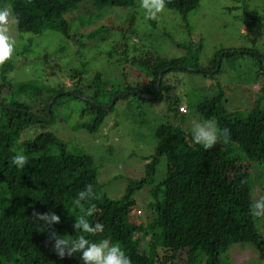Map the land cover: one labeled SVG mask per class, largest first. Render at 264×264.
Wrapping results in <instances>:
<instances>
[{"label": "trees", "instance_id": "16d2710c", "mask_svg": "<svg viewBox=\"0 0 264 264\" xmlns=\"http://www.w3.org/2000/svg\"><path fill=\"white\" fill-rule=\"evenodd\" d=\"M200 1L166 0V7L187 20ZM137 5L136 0H0V9L9 7L19 18L16 27L20 33L32 35L54 30L72 38L67 16L75 14L77 17L81 11L88 13V36L99 37L102 41L111 38L115 32L121 33L115 48L125 55L126 62L140 66L138 76H146L143 82H126L124 89H120L108 87L102 81V72L98 71L92 81L80 86L84 71L71 68L68 74H64L72 80L67 89L45 88L29 80L21 88L22 97L28 99L18 96L6 102L2 95L9 92L2 91L6 83L12 81L8 74L14 65L10 61L2 65L0 264H83L80 253L59 257L53 250L54 241L49 240V232L38 231L39 224L33 218V212L49 211L60 217V222L52 226L57 234L69 239L83 235L92 243L109 239L124 250L132 264H226L228 257L225 254L233 243L251 244L264 259V226L260 227L261 218H254L250 212L255 201L254 190L264 173V109L261 108L264 86L244 122L237 120L232 124L223 88L196 105L203 119L214 120L219 128L230 129L224 146L215 145L205 150L202 145L194 143L191 131L180 124H160L155 133V152L146 157L143 175L130 178L120 198H111L103 192L93 155L69 151L67 143L54 131L43 130L20 141L24 130L36 123L46 125L54 120L59 101L67 95L65 91L71 93L67 95L69 97L86 95L94 100L84 99L86 104L80 110L81 117L90 116V120L81 123L89 131L97 130L103 123L112 110H106L104 106L109 105L120 91H140L153 97L140 95L145 101L168 100L169 111L183 114L179 109L182 102L177 95L171 94L173 87L167 75L179 69L203 72L199 69L200 47L191 40L187 45L178 44L186 50V55L181 57H161L146 49L138 55L142 48L128 44L126 36L128 28H132L129 20H134L135 14L125 24L116 26L101 19L104 13L100 18L97 15L108 6L126 9ZM245 12L254 20L261 18L257 9L246 8ZM189 30L192 32L191 28ZM79 36H82L80 31L72 38L76 44ZM30 38L32 36L25 45L27 49L33 44L29 43ZM25 46L20 53H24ZM84 46L79 44L78 48ZM132 48H135V54L131 56ZM253 51L222 48L205 67L212 73L204 72L218 74L225 57L249 55L258 61V74H264V54ZM49 61V58L45 59V62ZM58 67L57 63L49 74L56 75ZM168 67L171 68L165 70ZM161 70L165 71L161 78L162 97L158 99L157 82ZM56 95L49 111V102ZM36 97L40 98L39 102ZM249 120L254 122V129L247 127ZM18 154L29 157L23 168L12 163V157ZM163 156L167 159L166 173L158 180L157 167ZM87 185H91L92 193L77 203L78 193ZM146 186L151 197L147 207L152 215L148 221L141 222L135 216V212L138 213L136 193ZM82 217L90 225H103V231L85 233L74 230L75 221Z\"/></svg>", "mask_w": 264, "mask_h": 264}, {"label": "rangeland", "instance_id": "374dc122", "mask_svg": "<svg viewBox=\"0 0 264 264\" xmlns=\"http://www.w3.org/2000/svg\"><path fill=\"white\" fill-rule=\"evenodd\" d=\"M136 1V7L125 9L108 6L97 15L100 18L104 13L101 19L111 21L116 26L125 24L135 14L136 18L129 20L133 29L128 28L126 36L128 44L142 48L138 55L146 49L161 57H181L186 55V50L178 44L187 45L189 41H195V45L200 47L199 69L203 72L179 69L172 70L167 75L173 87L170 93L179 97L187 112L176 114L169 111L168 100L145 101L140 95L130 94L129 98L122 96L117 100L97 130L89 131L81 126L83 121L90 120L89 115L81 117L80 114L86 101L69 97L67 95L71 93L65 91L67 95L59 101L54 120L46 125L34 124L23 131L20 139L22 141L43 130H50L67 143L69 151L90 153L99 172L102 190L111 198H120L128 180L143 175L146 157L155 152V133L160 124L172 122L191 131L193 121L205 120L196 105L204 98L217 94L220 88L225 91L232 124H236L237 120L244 122L264 86V74H258V61L249 55L225 57L218 74L204 72L211 71L205 67L209 66L222 48H234L239 52L248 48L255 50L253 52L257 54H264V0H201L198 8L188 14L187 20L168 7L157 13L155 19H148L146 10L141 7V0ZM246 8L257 9L261 18L254 20L247 17ZM77 15L67 16L72 38L79 31L82 34L77 44L61 31L47 30L42 35H32L20 33L17 27L14 28L12 35L17 43L13 57L8 60L14 65L8 74L12 81L6 83L2 91L9 92L2 95L6 102L18 96L28 99L22 97L21 88L29 80L36 81L45 88L67 89L72 80L64 74H68L71 68L84 71L80 86L92 81L93 75L98 71L103 74L102 81L112 88L124 89L126 82L138 84L146 79L145 75L138 76L140 66H132L126 62L125 55L115 48L116 41L122 37L121 33L115 32L111 38L102 41H99V37L93 39L88 36V13L81 11ZM31 36L29 43L33 44L27 49L25 45ZM79 44L85 46L78 48ZM24 46V53H20ZM134 52L135 48H132L131 56ZM44 55L47 57H43ZM46 58L50 59L49 63L45 62ZM57 63L59 67L56 75L49 74ZM82 97L85 98L86 95ZM35 99L40 101L38 97ZM261 105L264 109V100ZM249 123L247 127L254 129V122L249 120ZM216 145L221 147L226 144L221 141ZM166 164V156H163L157 167L158 180L165 176ZM149 193L147 186L136 193L138 213L134 212L141 222L148 221L152 215L147 207L151 198ZM261 195H264V173L254 190V199H259ZM262 224L264 218H261L260 227L264 226ZM225 256L228 257L226 264H264V259L249 243L231 244Z\"/></svg>", "mask_w": 264, "mask_h": 264}, {"label": "clouds", "instance_id": "9594fccd", "mask_svg": "<svg viewBox=\"0 0 264 264\" xmlns=\"http://www.w3.org/2000/svg\"><path fill=\"white\" fill-rule=\"evenodd\" d=\"M141 7L146 10V16L148 19H155L157 13H161L165 10L166 0H141ZM19 23V18L13 13L11 8L4 7L0 9V66L4 65L14 55L17 42L12 35V32ZM131 91L132 92L129 94L140 92L134 90ZM147 96L149 95L145 94V97ZM149 97L153 98L151 96ZM82 98L90 99L94 102V100L88 96ZM117 100L110 109L114 107ZM183 106L181 105L179 109L185 113L187 112V109L185 112L184 110H181V107ZM104 107L106 110H110L107 109L106 106ZM191 135L194 143L202 145L205 150H210L221 141L225 143L227 142L228 137L230 136V129L226 127L219 128L214 120H204L202 122L193 121ZM28 160L29 157L24 154H18L12 157V163L18 168L25 167ZM91 193L92 187L91 185H87L85 190L78 193L79 199L77 200V203H79L80 200L85 199L86 196ZM250 212L254 218H264V195H261L259 199L254 201L250 206ZM32 216L39 224L38 231L49 232V240L54 241L53 250L61 258H64L66 255L72 257L76 253H80V259L83 261V264H132L131 258L125 254L124 250H122L118 244H112L109 239H104L100 243H92L83 235H79L74 239H69L65 235L61 236L57 234L52 230V226L60 222V217L53 211L46 213L33 212ZM74 230H79L80 232L85 233H94L97 231H103V225L99 223H96L94 226L90 225L87 220L82 217L75 221Z\"/></svg>", "mask_w": 264, "mask_h": 264}, {"label": "water", "instance_id": "95a60500", "mask_svg": "<svg viewBox=\"0 0 264 264\" xmlns=\"http://www.w3.org/2000/svg\"><path fill=\"white\" fill-rule=\"evenodd\" d=\"M222 59V56L221 57H219V62H220V60ZM218 67H219V65H218ZM171 67H168V68H166L165 70H168V69H170ZM187 68H189V67H187ZM165 70H161L160 71V73H159V78H158V82H157V88H158V90H159V98H161L162 97V91H161V78H162V75H163V73H164V71ZM195 70H199L198 68H196ZM216 70H218V68L216 69ZM132 91H130V92H127V93H118V94H116L113 98H112V102H111V104L109 105V106H106V108L107 109H110L111 107H112V105L114 104V102L120 97V96H124V95H128L129 93H131ZM133 93H136V94H139V95H142V96H145V94L144 93H141V92H133ZM57 97V95L56 96H54L51 100H50V102H49V111H50V108H51V106H52V103H53V101L55 100V98ZM148 98H150L149 96H147ZM86 98V97H85ZM50 116H51V114H50ZM48 120H50V119H48Z\"/></svg>", "mask_w": 264, "mask_h": 264}, {"label": "built area", "instance_id": "2783aa9c", "mask_svg": "<svg viewBox=\"0 0 264 264\" xmlns=\"http://www.w3.org/2000/svg\"><path fill=\"white\" fill-rule=\"evenodd\" d=\"M181 110H184L185 111L186 110L185 106L181 107Z\"/></svg>", "mask_w": 264, "mask_h": 264}]
</instances>
